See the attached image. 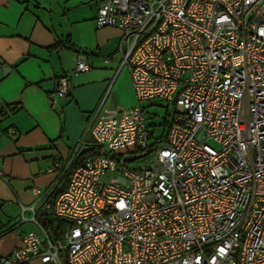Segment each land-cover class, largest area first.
<instances>
[{
	"label": "built area",
	"instance_id": "1",
	"mask_svg": "<svg viewBox=\"0 0 264 264\" xmlns=\"http://www.w3.org/2000/svg\"><path fill=\"white\" fill-rule=\"evenodd\" d=\"M95 25L120 31L137 105L102 100L0 264H264V0H101ZM89 70L76 52L54 97ZM155 99L173 106L158 138L141 106Z\"/></svg>",
	"mask_w": 264,
	"mask_h": 264
},
{
	"label": "crops",
	"instance_id": "2",
	"mask_svg": "<svg viewBox=\"0 0 264 264\" xmlns=\"http://www.w3.org/2000/svg\"><path fill=\"white\" fill-rule=\"evenodd\" d=\"M100 1L0 0V259L35 230L21 207L32 205L33 188L43 192L56 181L50 168L68 157L102 100L107 111L136 105L130 77L119 70L120 31L96 28ZM78 51L90 70L71 78L68 96L55 98ZM35 217L41 221L40 208Z\"/></svg>",
	"mask_w": 264,
	"mask_h": 264
},
{
	"label": "rangeland",
	"instance_id": "3",
	"mask_svg": "<svg viewBox=\"0 0 264 264\" xmlns=\"http://www.w3.org/2000/svg\"><path fill=\"white\" fill-rule=\"evenodd\" d=\"M137 105V103H136ZM141 106L145 110V118L146 124L149 127L151 133L155 138H158L162 134H164L167 125L169 124L172 114H173V106L171 104L167 105L166 103L155 99L151 100L147 103L141 104ZM213 145V144H211ZM142 161L137 160L134 163H131L130 166L140 167ZM108 176H116L115 173H109ZM30 264H41L38 261L31 262Z\"/></svg>",
	"mask_w": 264,
	"mask_h": 264
},
{
	"label": "trees",
	"instance_id": "4",
	"mask_svg": "<svg viewBox=\"0 0 264 264\" xmlns=\"http://www.w3.org/2000/svg\"><path fill=\"white\" fill-rule=\"evenodd\" d=\"M97 154H98V152L95 151L93 148H89V149H86V150L82 151V152L79 154V156H78V158L76 159V161H75V166L78 165V164H80L81 162L87 160V159H90L91 157H93V156H95V155H97ZM59 192H60V189L55 190V192H53V194H52V199H54V198L59 194ZM47 226H48L53 232L57 233V231H56V229H57L56 226L54 227L53 224H52L51 222H49V223L47 224ZM57 227H58L59 229H61V228H62V224L59 222V223L57 224ZM55 228H56V229H55Z\"/></svg>",
	"mask_w": 264,
	"mask_h": 264
},
{
	"label": "water",
	"instance_id": "5",
	"mask_svg": "<svg viewBox=\"0 0 264 264\" xmlns=\"http://www.w3.org/2000/svg\"><path fill=\"white\" fill-rule=\"evenodd\" d=\"M4 72H9L10 70H11V68H9V67H7V68H3L2 69ZM57 109V107H55V110ZM135 159H138V156L136 157V156H134V157H127L126 158V160L128 161V162H132L133 160H135Z\"/></svg>",
	"mask_w": 264,
	"mask_h": 264
}]
</instances>
